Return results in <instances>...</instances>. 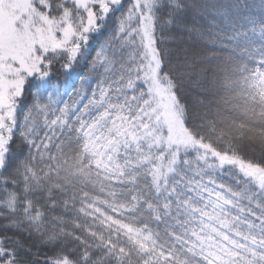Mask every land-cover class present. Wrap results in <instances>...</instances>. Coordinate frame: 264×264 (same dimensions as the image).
Masks as SVG:
<instances>
[{
  "label": "snow or ice",
  "instance_id": "1",
  "mask_svg": "<svg viewBox=\"0 0 264 264\" xmlns=\"http://www.w3.org/2000/svg\"><path fill=\"white\" fill-rule=\"evenodd\" d=\"M0 264H264V0H0Z\"/></svg>",
  "mask_w": 264,
  "mask_h": 264
},
{
  "label": "trees",
  "instance_id": "2",
  "mask_svg": "<svg viewBox=\"0 0 264 264\" xmlns=\"http://www.w3.org/2000/svg\"><path fill=\"white\" fill-rule=\"evenodd\" d=\"M256 2L258 3V0H256ZM97 44H98V41H97ZM169 47H172V45H169ZM54 79H55V77H54Z\"/></svg>",
  "mask_w": 264,
  "mask_h": 264
}]
</instances>
